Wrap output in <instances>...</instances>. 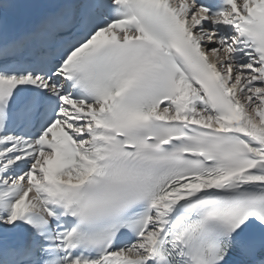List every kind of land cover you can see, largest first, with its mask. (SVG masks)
Here are the masks:
<instances>
[{
    "label": "snow or ice",
    "instance_id": "snow-or-ice-1",
    "mask_svg": "<svg viewBox=\"0 0 264 264\" xmlns=\"http://www.w3.org/2000/svg\"><path fill=\"white\" fill-rule=\"evenodd\" d=\"M0 264H264V0H0Z\"/></svg>",
    "mask_w": 264,
    "mask_h": 264
}]
</instances>
